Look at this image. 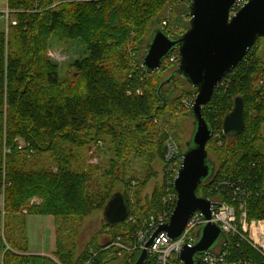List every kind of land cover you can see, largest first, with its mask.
I'll list each match as a JSON object with an SVG mask.
<instances>
[{"label": "trees", "instance_id": "16d2710c", "mask_svg": "<svg viewBox=\"0 0 264 264\" xmlns=\"http://www.w3.org/2000/svg\"><path fill=\"white\" fill-rule=\"evenodd\" d=\"M170 2L174 6L173 0H6V16L12 19H8L6 32H0V188L2 181L5 184L0 210V264H57L47 257L28 254L24 215L53 217L57 230L68 219L80 223L92 212L103 211L115 193L116 183L122 182L120 164L136 159L149 165L156 158L165 159L164 142L175 125L171 115L179 101L170 97L173 92L169 91L176 77L159 90L164 82L162 68L147 74L140 68L139 58L128 62L125 46H143L145 50L157 29L180 37L183 33L175 37L166 28L157 27L161 12ZM186 11L188 14V6ZM52 34L85 41L87 56L71 65L72 72L65 80L59 78L46 56L47 40ZM257 42L223 76L203 107V118L212 132L214 115L206 114V108H216L213 112L219 114L221 127L233 107L230 96H239L244 104L245 125L235 136L222 134V165L195 190L197 196L200 188L207 191L221 179L242 182L247 191L246 222L264 220V156L255 141L264 122V85H253L258 80L256 73L264 80V61L254 60ZM132 62L134 65H130ZM131 81L134 87L128 94ZM223 83L227 91L219 88ZM243 88L247 92H240ZM103 135L111 137L115 157L120 161L111 162L94 177L78 155ZM20 141L25 145L21 149ZM43 155H47L48 165H39ZM123 185L121 194L130 215L128 183ZM162 185L155 188L141 211L153 206L155 214L163 210L165 180ZM171 192L176 194L174 189ZM140 196V192L136 194L137 200ZM219 197L230 203L226 194ZM33 199L39 203L31 205ZM231 204L239 213L238 205ZM125 224L120 239L129 241L136 231L133 224L106 226L115 229ZM236 242H228L231 258L244 255L253 264H264L257 249ZM111 243L102 252L114 251ZM71 245L65 246L56 237L53 256L58 264L87 260V254L76 260ZM136 257L127 256L124 263Z\"/></svg>", "mask_w": 264, "mask_h": 264}, {"label": "water", "instance_id": "95a60500", "mask_svg": "<svg viewBox=\"0 0 264 264\" xmlns=\"http://www.w3.org/2000/svg\"><path fill=\"white\" fill-rule=\"evenodd\" d=\"M234 0H192L188 5L189 28L178 38L166 34L163 29L154 30L141 56V66L147 74L161 67L169 53L177 51L178 68L159 86V90L176 76L185 80L197 92L190 114L195 121L191 145L182 154L181 163L173 182L177 194L175 208L169 222L160 226L147 241L149 247L158 233L164 232L172 239L182 236L190 216L198 212L209 221L211 202L197 197L198 185L212 177L214 164L207 158L206 146L211 130L203 118V107L210 101L214 89L248 50L258 41L264 46V0H248L230 20L228 14ZM244 104L241 98L233 101V107L222 121V134L232 137L244 129ZM106 225L116 226L128 216L123 195L114 193L103 209ZM223 233L214 223L208 222L197 232L193 247H184L179 260L183 264H200L196 255L212 250ZM146 251L142 250L131 264H143ZM126 264V263H123Z\"/></svg>", "mask_w": 264, "mask_h": 264}, {"label": "rangeland", "instance_id": "374dc122", "mask_svg": "<svg viewBox=\"0 0 264 264\" xmlns=\"http://www.w3.org/2000/svg\"><path fill=\"white\" fill-rule=\"evenodd\" d=\"M173 2L174 6L171 5V2L166 4V7L160 14V17L162 19L159 25H157V27H161L162 22L165 20L167 22V25L165 27L167 29V32L170 35L176 37L177 35L184 33V31L189 28V16L187 14L186 9L190 3V0H173ZM7 13L8 11L6 9V0H0V32H6L8 19H12L11 16L10 18L6 16ZM59 37L57 34H52L49 37L46 45V56L55 65L58 71L59 78L61 80H65L70 77V73L72 72L71 65L75 61L84 59L87 56V49L85 41H83L81 38ZM125 48L126 58L128 62L132 57L131 54H133V61H136V58L141 59V56L144 52L143 46H135L132 44H128L127 46H125ZM254 55H257L256 59L254 60L264 61L263 40H259L257 42ZM178 56V52L171 53L170 58H173V60L170 61V59H168L159 68V70H161L162 68V70L164 71L162 75L163 80L167 79L168 76L178 68V65L175 63L177 61ZM133 63L134 62H132L130 65H134ZM255 66H257L256 63ZM114 74L115 78H118V74L115 71ZM257 74L258 73H256V78L258 80L254 81V87H257V85L259 87L261 85H264V80H262V78H258ZM237 79L240 81L243 80V78L241 77ZM139 82H142L140 78ZM248 86L250 87V85ZM133 87V81H131L127 86V91L129 92L128 94H130V91H133ZM226 87L227 85L223 83L220 85L219 88H221L223 91H227ZM165 89L169 90V87H165ZM243 89L244 90H240V92H247V89ZM169 91L173 92L170 94V97L173 96L179 101L177 108L172 109L171 122L175 125H173V130L170 132V134L167 135V138L164 142V146L166 148V153L168 143H170L174 147V150L176 151V154L174 153V156L176 157L174 162L180 165L182 154L186 149H188L187 145L188 147L191 145L192 136L195 130V121L193 116L189 113L187 105L188 102H194L197 92L195 93L191 86H189V84H187L184 80L177 76L174 80L172 89ZM242 94L243 93H239V95ZM231 98H233V106V101L235 98H237V96L231 95L230 99ZM247 107L248 109H250L249 105ZM213 111H216V108H212L210 106H208L205 110L206 114L214 115L211 121L212 137L206 146L207 158L212 164H214V173L217 172L218 169L221 167L225 153L221 152V146L223 144V141L221 137L222 128L218 125L219 114ZM255 141L256 144H259L260 151L264 156V122L262 123L260 137ZM78 159L80 160V162L85 161V166L87 167L85 168V170L93 173L94 177L100 176L99 173L108 168L111 162L114 163L120 161L115 157L114 146L112 144L111 137L108 135H103L97 142H94L82 148L80 154L78 155ZM46 160L47 155H43L39 159V165H48ZM168 166H170V163L167 160H161L157 158L154 159L149 165L142 164L136 159H130L127 162L120 164L118 174L121 177L123 183H128L126 190L130 200L131 212L128 217H132L135 221V223L133 224L135 226V229L141 228L151 218H156V215L158 213L161 214L160 211L155 214L154 206L148 207L147 210L144 209L145 211H141L140 208L148 204V200L152 196L156 187H159V189L161 188L164 176H166V171L164 170L167 169ZM96 167L98 168V172L94 171V168ZM53 171H55L54 168ZM223 180L227 181L226 179ZM122 182L116 183L115 193L124 192L125 187ZM142 183H144L145 185L142 186ZM139 192L141 196L140 200H137L136 194H138ZM206 192V189L200 188V194H197V197L206 199ZM245 192L247 191L245 190ZM202 194H204V197L202 196ZM220 194V192H215L211 197L218 196ZM36 200L38 201V204L39 200ZM0 210H2L1 192ZM24 217L26 219L25 229L27 234V238L26 236L25 238L26 240L28 239L27 245L29 246V251L39 252L42 250L44 253L49 254L50 248L53 245L52 237H54L52 219L53 217L38 215H24ZM258 223L259 225H263L264 220H250V222H247L248 225L256 226ZM107 226L104 220L103 211L100 209L89 214L80 223H78L74 219H68L67 221H64L60 226V229H56V234L63 241V244L65 246L68 245L69 247L72 244L71 247L74 248L73 252L76 260H79V258H81L84 254H87V260L84 262H79V264H97V260L99 261L98 264H123L124 262H127L126 257L128 256L126 255V253H124V251H121L117 247H112V249L115 248L114 251L108 249L106 250L107 252L102 251L105 250V246L108 243H116L118 239H120V235L121 233H124L126 231L125 228L127 225L125 224L123 226H118L115 229H110ZM200 229L201 228L198 229V232L200 231ZM253 236L254 235L252 234V238ZM221 239L222 237H220L218 242H216V244L212 247V251L216 250V247L219 245ZM122 240L124 239H121V243L128 242L127 240ZM44 257H47L58 264L56 258L53 255L50 257ZM196 257L198 258V256ZM241 257H245V259L252 262V259H248L244 255Z\"/></svg>", "mask_w": 264, "mask_h": 264}, {"label": "built area", "instance_id": "2783aa9c", "mask_svg": "<svg viewBox=\"0 0 264 264\" xmlns=\"http://www.w3.org/2000/svg\"><path fill=\"white\" fill-rule=\"evenodd\" d=\"M247 2L248 0H234V3L229 10L228 19L230 20L231 18L236 16V14L244 7ZM166 25L167 22L164 20L162 22V28H165ZM171 53H169V55L166 57L165 62L168 59H170V61L173 60V58H170ZM131 56L133 57V54H131ZM132 57L131 59H133ZM175 63L179 66V56L177 57V61ZM140 68H142L141 65ZM193 103L188 102L187 108L190 109ZM24 146L25 145L20 141L19 149ZM174 153L176 154L174 147L170 143H168L165 160L170 163V166H168V168L164 170L166 171V176H164L166 190L165 195H163L162 197V204L164 206L163 210L160 212L161 214H158L156 218H151L141 228L136 229V231L131 235V240H129L128 242L121 243V239H118V241L116 242L117 244L111 243L110 247H117L121 251H124V253H126V255L128 256H138L142 250H145L146 259L143 264H183L179 260L180 252L184 247H193L197 241L198 229L204 226L206 223L211 222L218 226L219 230L223 233L225 240H222L219 243L215 251L211 250L208 253L196 255L198 256L200 264H253L251 261L245 259V257H240L238 259L231 258V253L228 249V242L229 240L233 239H237V245L240 242H245L249 246L257 249L264 257V230L256 229L260 234V237L262 236V238L259 241V245L255 244L249 235L250 228H259L261 225H259V223L257 224V226L247 224L244 211V199L247 196L245 189L242 187V182L237 181L234 183L229 180H220L210 188L208 187L209 190H207L206 192V200H209L212 203L210 208L211 219L209 221L204 220L200 213L195 212L186 222L182 236L179 239L172 240L166 235V233L161 232L156 235L149 247H145L147 241L150 239L153 233L160 226L165 225L169 222L170 215L174 210L173 207L176 204L177 194L171 192V189H174L173 182L176 178L177 171L180 165L174 162L176 158L174 156ZM4 186V181H2L0 188L2 198ZM215 192H220V195L226 194L230 203L226 201L223 202L219 197L220 195L211 197ZM37 202L38 201L36 199H33L31 200L30 204L34 205L37 204ZM231 202H234L238 205L239 213L236 212ZM23 213H26V211L24 210ZM125 221L126 223H135L132 217H127ZM130 263L131 261H128V264Z\"/></svg>", "mask_w": 264, "mask_h": 264}, {"label": "crops", "instance_id": "0c3cea01", "mask_svg": "<svg viewBox=\"0 0 264 264\" xmlns=\"http://www.w3.org/2000/svg\"><path fill=\"white\" fill-rule=\"evenodd\" d=\"M30 217H32V216H30ZM26 218H28V217H26ZM25 227H26V219H25ZM53 228H54V230H53V236L54 237H52L53 245L50 248L49 254L44 253L42 250L39 251V252H31V251H29V246H28V254H30V255H40V256H49V257L53 255V253L55 252V249H56V236H57V234H56L57 230H56L54 219H53ZM253 230H255V229L254 228H250L249 235H250L251 239L254 241V243L259 245V241L261 240L260 234L258 233L257 230H255L254 233H253ZM252 234L254 235L253 236L254 239L252 238ZM25 236L27 238L26 229H25Z\"/></svg>", "mask_w": 264, "mask_h": 264}, {"label": "bare ground", "instance_id": "6f19581e", "mask_svg": "<svg viewBox=\"0 0 264 264\" xmlns=\"http://www.w3.org/2000/svg\"><path fill=\"white\" fill-rule=\"evenodd\" d=\"M126 219H127V218H126ZM256 229H257V230H264V225H261L259 228H255V230H256ZM255 230H253V233H254Z\"/></svg>", "mask_w": 264, "mask_h": 264}]
</instances>
